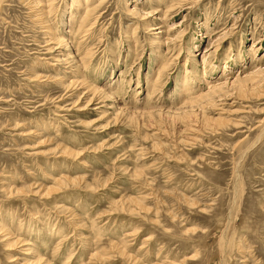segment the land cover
Instances as JSON below:
<instances>
[{
	"label": "rangeland",
	"instance_id": "374dc122",
	"mask_svg": "<svg viewBox=\"0 0 264 264\" xmlns=\"http://www.w3.org/2000/svg\"><path fill=\"white\" fill-rule=\"evenodd\" d=\"M31 1L0 3V264H264V0Z\"/></svg>",
	"mask_w": 264,
	"mask_h": 264
},
{
	"label": "bare ground",
	"instance_id": "6f19581e",
	"mask_svg": "<svg viewBox=\"0 0 264 264\" xmlns=\"http://www.w3.org/2000/svg\"><path fill=\"white\" fill-rule=\"evenodd\" d=\"M2 1L3 0H0V3H2ZM30 2H32L31 0H30ZM33 5H35V3L33 4ZM37 5V4H36ZM50 6V5H49ZM51 8V7H50ZM44 9V8H43ZM71 18V17H70ZM259 72V71H258ZM258 72H254V73H252V74H249V75H247V76H245V77H243V78H240V79H238V83L239 84H241L240 82L242 81V82H244V81H247V80H256L255 78L257 77V75H259V73ZM263 73V72H262ZM261 73V74H262ZM54 80V79H53ZM252 82V81H251ZM74 84V83H73ZM77 84V83H76ZM246 84H247V82H246ZM244 86V85H243ZM77 87V86H76ZM222 88V86L221 85H219V86H214L213 87V89L211 90V92L212 93H215L216 91H218L219 89H221ZM209 97H210V92L209 93H205V94H200L199 96H197V100H202V99H209ZM88 105V104H87ZM191 131V130H190ZM66 149H68V148H66ZM65 149V150H66ZM69 151V150H68ZM71 151V150H70ZM69 151V152H70ZM72 153H74V151L72 152ZM76 153V152H75ZM78 153V152H77ZM81 153V152H80ZM78 155V154H77ZM77 155H76V157H77ZM55 189V188H54ZM48 191L47 192H50V188L49 189H47ZM57 190H58V188H57ZM51 193H53V192H51ZM45 195V194H44ZM47 195V194H46ZM138 203L140 204V202L138 201ZM144 208V207H143Z\"/></svg>",
	"mask_w": 264,
	"mask_h": 264
}]
</instances>
